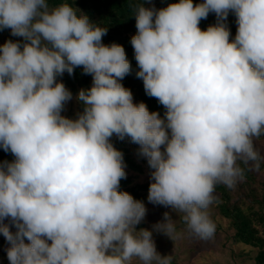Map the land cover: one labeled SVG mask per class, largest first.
Masks as SVG:
<instances>
[{
  "label": "clouds",
  "instance_id": "obj_1",
  "mask_svg": "<svg viewBox=\"0 0 264 264\" xmlns=\"http://www.w3.org/2000/svg\"><path fill=\"white\" fill-rule=\"evenodd\" d=\"M209 13L217 22L202 30ZM135 20L136 75L163 118L120 83L131 65L122 45L102 43L107 27L67 2L0 0V31L23 38L0 45V148L15 157L0 162L9 264H171L152 231L136 229L147 209L119 191L126 172L113 135L147 158L148 201L182 213L203 241L216 231V186L234 188L264 163V0L142 2ZM77 67L92 86L78 92L73 120L61 115L72 93L57 77ZM153 228L171 238L176 224L165 212Z\"/></svg>",
  "mask_w": 264,
  "mask_h": 264
},
{
  "label": "trees",
  "instance_id": "obj_2",
  "mask_svg": "<svg viewBox=\"0 0 264 264\" xmlns=\"http://www.w3.org/2000/svg\"><path fill=\"white\" fill-rule=\"evenodd\" d=\"M63 2L71 4L80 13L87 15L90 22L107 27L108 31L102 38V43L105 45L112 43L122 45L131 65L130 73L120 83L131 90L134 103L144 102L150 112H159L163 118L166 109L156 98L146 94L142 79L136 75L139 68L130 41L137 33L135 9L140 3L143 2L144 7L147 8L161 9L170 3H178L179 0H151V3H147L145 0H49L50 6H56ZM201 2L202 0H193L194 4ZM216 22L215 14L209 13L207 19L200 21L199 27L206 30L208 26L214 25ZM226 24L231 32L230 39H234L237 24L233 13H229ZM8 40L23 43V38L12 36L10 29L0 31V45ZM57 81L63 82L72 93H77L81 89H89L92 86V76L84 74L82 67H77L73 75L65 72L62 76H58ZM79 105L80 110L83 111V104L79 102ZM62 116L71 119L68 114ZM259 141L264 142V136ZM111 142L117 150L123 153L125 167L137 171L141 170L140 164L129 154L127 148V145L131 144L139 154V145L132 143L128 137L120 140L116 135L111 137ZM14 159L15 157L10 152H5L0 148V162H11ZM259 171H264V163L261 164ZM151 183L152 181L133 183V176L129 175L121 179L119 191H126L135 200L145 202ZM215 194L218 213L228 220V226L223 230L225 239L230 240L232 238L233 242L250 246L255 250L252 264H264V179L259 178L254 171L245 170L243 180L239 181L234 188L230 189L224 185H217ZM12 231L15 232L16 230ZM4 246L8 248L9 244L0 234V247ZM0 257H3L2 264H9L6 250L0 251ZM171 264H176V262L172 259Z\"/></svg>",
  "mask_w": 264,
  "mask_h": 264
},
{
  "label": "rangeland",
  "instance_id": "obj_3",
  "mask_svg": "<svg viewBox=\"0 0 264 264\" xmlns=\"http://www.w3.org/2000/svg\"><path fill=\"white\" fill-rule=\"evenodd\" d=\"M11 32V30H10ZM58 78V77H57ZM70 91V90H69ZM80 91V90H79ZM78 91V92H79ZM77 93H72V99L65 102L62 115H70L71 119H76L80 110ZM256 146L264 154V142L256 141ZM129 154L140 164L141 170H132L125 167L126 176H133V183H143L152 181L151 172L147 158L138 154L136 148L131 144L127 145ZM257 176L264 179V171H254ZM153 182V181H152ZM216 195V194H215ZM147 211L145 218L136 226L137 231L141 228L152 231V237L156 245V250L162 256H171L176 264H252L255 250L248 245L233 242L232 238L226 240L223 230L228 226V220L223 218L214 203L209 208L210 218L216 225L215 235L211 240L203 241L190 235L187 225L182 219V213H177L170 207L154 205L148 201L143 202ZM168 212L171 219L175 221L176 231L171 238L162 232L154 230L153 226L164 222V213ZM183 222V224H182ZM5 223H8L6 220ZM11 230H16L14 227ZM27 242V240H25ZM7 250V246L0 247ZM3 257H0V264ZM133 264H140L134 260Z\"/></svg>",
  "mask_w": 264,
  "mask_h": 264
}]
</instances>
